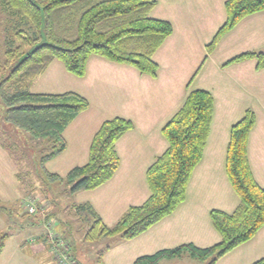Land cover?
Here are the masks:
<instances>
[{
  "label": "crops",
  "instance_id": "0c3cea01",
  "mask_svg": "<svg viewBox=\"0 0 264 264\" xmlns=\"http://www.w3.org/2000/svg\"><path fill=\"white\" fill-rule=\"evenodd\" d=\"M156 1L151 17L169 22L173 31L153 55L158 65L154 78L130 66L91 56L84 77L71 75L54 60L30 86L34 94L74 92L89 103L88 109L64 130L66 149L46 163L51 173L59 176L87 162L91 140L103 121L121 117L133 123V129L116 143L120 164L112 178L70 198V204H90L106 226L114 225L129 207L139 206L149 197L146 170L167 149L162 128L181 108L188 93L205 90L214 99L208 139L187 184L184 201L133 239L112 241V247L102 256L103 264H134L136 259L160 250L186 244L207 248L220 242L209 213L214 209L231 213L239 203L225 172V158L231 126L247 109L254 111L256 119L247 144L248 162L254 179L264 188V69L256 70L255 60L223 66L241 53L264 50V11L243 18L207 54L206 46L226 21V0ZM8 156L0 146V188L7 189L5 168L13 167ZM11 187L8 203L19 196ZM0 197H6L1 190ZM42 223H19L16 234H11L0 253V264H53L36 240L46 232ZM3 229L0 217V231ZM72 239L74 260L91 264L79 255L78 242ZM263 258L264 225L253 238L215 264H253ZM180 262L207 264L187 254L158 264Z\"/></svg>",
  "mask_w": 264,
  "mask_h": 264
},
{
  "label": "trees",
  "instance_id": "16d2710c",
  "mask_svg": "<svg viewBox=\"0 0 264 264\" xmlns=\"http://www.w3.org/2000/svg\"><path fill=\"white\" fill-rule=\"evenodd\" d=\"M0 4L14 20L13 40L7 42L4 60L0 61L3 122L13 127L12 131L49 143V152L41 157L40 166L47 180L65 184L67 196L100 187L118 169L116 143L133 129V123L121 117L103 121L91 140L84 165L72 168L65 176L49 173L45 163L66 149L63 132L88 109L89 103L74 92L34 94L30 86L54 60L60 61L71 75L84 77L91 56L130 66L154 78L158 65L153 55L172 34V25L151 17L156 0H0ZM225 10L226 21L206 46L207 54L243 18L264 11V0H226ZM245 60H255L256 70L264 69V50L241 53L223 66ZM213 111L214 99L209 92L196 89L188 93L181 108L162 128L167 149L146 170L149 197L141 205L129 207L114 225L103 224L90 204L74 205L78 212L87 213L85 241L131 240L175 211L184 201L192 172L202 158ZM255 120L254 111L247 109L230 129L225 172L239 203L231 213L217 209L209 213L220 242L207 248L186 244L160 250L136 259L134 264H158L182 254L215 264L254 237L264 225V188L254 179L247 155ZM0 146L8 148L2 143ZM19 208L14 203L0 202V217L5 218L8 231H0V253L14 225L18 229L19 223H37H32ZM111 247L109 243L98 251L94 264H103L102 256ZM253 264H264V258Z\"/></svg>",
  "mask_w": 264,
  "mask_h": 264
},
{
  "label": "rangeland",
  "instance_id": "374dc122",
  "mask_svg": "<svg viewBox=\"0 0 264 264\" xmlns=\"http://www.w3.org/2000/svg\"><path fill=\"white\" fill-rule=\"evenodd\" d=\"M13 24L14 20L3 11L0 4L1 62L4 60L7 42L10 39L13 40ZM8 33L10 36H8ZM59 64L61 63L59 62ZM49 80H53L52 77ZM2 112L3 109L0 107V131H5V134H0V143L8 147L4 148V150L9 155L8 157H10L13 169L9 165L7 169L5 168L4 181L8 185V189L6 186L5 188L4 186L0 188L1 192L3 191L4 196H6L0 197V202L3 204L8 203L7 192H10V187L12 186L15 189V193L19 194L18 198L12 203L20 206L21 211L27 213L32 223L43 222L42 225H44L46 232L43 233V236H38L36 240L43 243H39L38 245L48 252V259L52 260L53 264L77 263L74 260L75 258L72 252V237L78 242L76 247L79 255L85 258V261L88 259V263L92 262L91 264H94L98 251L102 250L105 245L112 243L114 238H107L93 243L85 241V233L89 228L87 213L78 212L74 207V205L78 204H70L72 202L70 200L72 195L67 196L64 193L66 188L65 184L47 180L40 166L41 157L49 152V143L44 140L33 139L19 131H12L11 128L13 127L7 126L3 122ZM10 162L9 164H11ZM46 163L44 169L49 172L50 166H46ZM1 165L2 163H0V168L2 167ZM28 205L35 208L34 213L30 214L27 212ZM46 216L48 217L47 219L45 218ZM14 219L19 220L16 217ZM3 221L4 229L2 231L5 230L8 232L5 218H3ZM14 227L15 225L9 231L10 234H16L17 229ZM34 250L37 251V248H34ZM40 251L38 249V252ZM178 264L184 263L180 262Z\"/></svg>",
  "mask_w": 264,
  "mask_h": 264
},
{
  "label": "built area",
  "instance_id": "2783aa9c",
  "mask_svg": "<svg viewBox=\"0 0 264 264\" xmlns=\"http://www.w3.org/2000/svg\"><path fill=\"white\" fill-rule=\"evenodd\" d=\"M27 212L30 213V214H32V213L35 212V208H33V207H31V206H28V207H27ZM64 264H65V263H64Z\"/></svg>",
  "mask_w": 264,
  "mask_h": 264
}]
</instances>
